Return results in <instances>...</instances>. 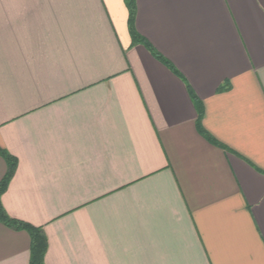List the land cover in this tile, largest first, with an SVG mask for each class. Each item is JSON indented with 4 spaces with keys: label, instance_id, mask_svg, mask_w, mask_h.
Returning a JSON list of instances; mask_svg holds the SVG:
<instances>
[{
    "label": "crops",
    "instance_id": "0c3cea01",
    "mask_svg": "<svg viewBox=\"0 0 264 264\" xmlns=\"http://www.w3.org/2000/svg\"><path fill=\"white\" fill-rule=\"evenodd\" d=\"M127 17L0 0L1 207L45 264H264V0H135V42ZM29 248L0 221V264Z\"/></svg>",
    "mask_w": 264,
    "mask_h": 264
},
{
    "label": "trees",
    "instance_id": "16d2710c",
    "mask_svg": "<svg viewBox=\"0 0 264 264\" xmlns=\"http://www.w3.org/2000/svg\"><path fill=\"white\" fill-rule=\"evenodd\" d=\"M125 5L128 11L127 17V26L128 31L131 36L133 42L140 41L142 38L137 33L134 28V17H135V0H124ZM147 47L153 51L151 46L146 43ZM158 58H161L156 52H153ZM166 62V60L162 59ZM201 117H202V108L199 103H197V128L199 132L212 143H216V141L202 128L201 126ZM0 155L5 159L7 163V170L4 177L0 181V195L6 188L14 170L16 167V159L11 156L7 151L0 148ZM0 221L3 222L10 228L13 229H22L27 231L30 237V256H29V264H45L44 263V255L47 249V239L41 227L33 226L29 223H26L21 220L10 218L6 215L3 208L0 204Z\"/></svg>",
    "mask_w": 264,
    "mask_h": 264
}]
</instances>
